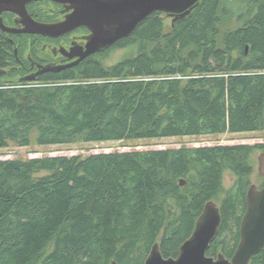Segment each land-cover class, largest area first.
Returning a JSON list of instances; mask_svg holds the SVG:
<instances>
[{"label":"trees","instance_id":"1","mask_svg":"<svg viewBox=\"0 0 264 264\" xmlns=\"http://www.w3.org/2000/svg\"><path fill=\"white\" fill-rule=\"evenodd\" d=\"M165 15L34 80L47 38L0 28V148L264 130V0H200L169 26ZM256 149L264 143L1 159L0 264H144L157 242L176 258L221 194L208 255L232 258ZM226 171L237 177L229 189ZM250 264H264V250Z\"/></svg>","mask_w":264,"mask_h":264},{"label":"water","instance_id":"2","mask_svg":"<svg viewBox=\"0 0 264 264\" xmlns=\"http://www.w3.org/2000/svg\"><path fill=\"white\" fill-rule=\"evenodd\" d=\"M40 0H0V28L13 34H38L58 38L73 30L86 26L91 30L85 46L74 44L70 52L61 49L70 59L77 58L68 66L109 48L117 41L129 37L136 28L155 11L186 17L199 4L200 0H54L72 10L66 19L59 23L47 24L36 21L28 11V4ZM4 12L17 14L22 26L11 27L5 24ZM17 54V51H16ZM34 79L41 72L58 70L51 64L39 66ZM2 74V72H0ZM259 171L264 175V152L259 156ZM186 181H181L185 185ZM248 207L242 219V238L232 258L219 253L209 256L208 250L219 234L222 214L219 205L211 200L199 216L191 237L184 242L178 257H164L160 244L153 245L144 264H250L252 258L264 250V188L252 185L247 194ZM111 264H119L113 260Z\"/></svg>","mask_w":264,"mask_h":264},{"label":"rangeland","instance_id":"3","mask_svg":"<svg viewBox=\"0 0 264 264\" xmlns=\"http://www.w3.org/2000/svg\"><path fill=\"white\" fill-rule=\"evenodd\" d=\"M166 25L172 23L170 16H165ZM16 27H19L16 25ZM81 35V34H79ZM134 48L126 47L115 50L110 54L106 63L115 64L127 55L134 52ZM27 56V55H26ZM28 59H31L29 55ZM264 143V130L246 133H224L219 135H201V136H181L171 138H154L144 140H125V141H108V142H77L63 145H37L33 143L27 147H20L11 144L8 147L0 148V160L7 159H31L36 157L46 156H87L93 153L103 152H123L133 150H148V149H166L179 148L182 146L197 147V146H212V145H233V144H249L256 145ZM261 149H256L251 156L253 172L248 177L250 183H259L261 181L259 174V156L263 153ZM237 181L234 173L226 171L224 173L223 184L225 189L231 188ZM252 186V185H251ZM250 186V187H251ZM249 188V186H248ZM224 194L218 196L215 201L218 205L221 203Z\"/></svg>","mask_w":264,"mask_h":264},{"label":"flooded vegetation","instance_id":"4","mask_svg":"<svg viewBox=\"0 0 264 264\" xmlns=\"http://www.w3.org/2000/svg\"><path fill=\"white\" fill-rule=\"evenodd\" d=\"M35 4V11L36 14L32 16L36 21L47 23V24H54L62 22L66 19L67 15L72 10H66V5L62 3H58L54 0H40V1H34L28 4L32 5ZM27 6V8H28ZM29 11V10H28ZM164 12V11H163ZM30 13V12H29ZM167 16L171 17L172 23L179 18L178 16L172 15L170 13L164 12ZM5 14H11L12 15V22L10 23V20L8 17H6V22L4 19ZM165 15V16H166ZM3 19L6 25L11 27L22 26V19L14 13L11 12H4L3 13ZM8 33V32H5ZM13 34V33H11ZM22 34V33H20ZM28 34V33H27ZM81 34V35H79ZM91 34V30L86 26H81L72 32H69L63 36H60L58 38L45 36V40H43L42 43V49L45 52V57L42 59V62L36 63L32 61L31 68L34 70L31 72L32 74L37 73L40 68L39 66L46 67L47 65L51 64L54 67H60V69L68 67L73 61H75L77 58L70 59L66 53H63L61 49H65L66 52H70L71 48L74 46V44L85 46L87 43V37ZM43 36V35H42ZM30 57V56H29ZM31 58V57H30ZM32 60V59H31ZM59 70V69H58ZM45 72V71H44ZM43 73V72H41ZM260 174V171H259ZM261 175V174H260ZM261 181L259 183H250L249 188L247 189V194L250 189L251 185H256L257 189L261 190L264 188V175L260 176ZM246 201H247V207H248V198L246 195ZM242 227V224H241ZM241 227H240V241L242 238L241 234Z\"/></svg>","mask_w":264,"mask_h":264},{"label":"bare ground","instance_id":"5","mask_svg":"<svg viewBox=\"0 0 264 264\" xmlns=\"http://www.w3.org/2000/svg\"><path fill=\"white\" fill-rule=\"evenodd\" d=\"M2 31H3V30H2ZM3 32H4V31H3ZM16 51H17V50H16ZM16 55H17V54H16ZM30 75H35V74H30ZM30 75H29V76H30ZM36 77H37V76H36ZM36 77H35V78H36ZM31 80H32V79H31ZM33 80H34V79H33Z\"/></svg>","mask_w":264,"mask_h":264}]
</instances>
